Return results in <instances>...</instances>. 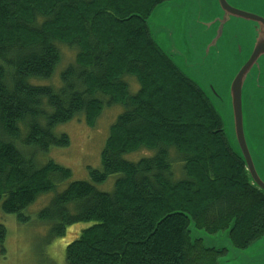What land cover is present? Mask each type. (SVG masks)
Here are the masks:
<instances>
[{
  "label": "trees",
  "instance_id": "trees-1",
  "mask_svg": "<svg viewBox=\"0 0 264 264\" xmlns=\"http://www.w3.org/2000/svg\"><path fill=\"white\" fill-rule=\"evenodd\" d=\"M165 1L0 0L5 213L28 222L25 210L72 177L53 160L37 161L40 151L70 145L67 134L53 132L57 125L84 114L94 126L106 97L125 107L110 128L102 170L90 169L93 182H71L38 213L53 237L93 222L68 244L67 264H219L227 252L194 241L190 218L210 235L231 229L240 249L264 238V193L251 185L211 101L151 34L148 21ZM62 44L77 51L61 73L62 86L39 85L61 63ZM127 75L140 85L134 95ZM143 148L155 154L125 159ZM173 151L182 162L180 179ZM114 174L121 177L113 192L95 186ZM6 236L0 223L1 244Z\"/></svg>",
  "mask_w": 264,
  "mask_h": 264
},
{
  "label": "rangeland",
  "instance_id": "rangeland-1",
  "mask_svg": "<svg viewBox=\"0 0 264 264\" xmlns=\"http://www.w3.org/2000/svg\"><path fill=\"white\" fill-rule=\"evenodd\" d=\"M250 2L253 4L254 11L264 16V0H251ZM217 9L218 0H168L157 6L149 20L151 34L158 45L166 54L173 58L176 64L196 84L197 81L204 80L207 76L206 72L199 68L186 66L184 59L187 56L191 57L192 52H199L205 44L203 42L205 38H202L200 34L203 30L202 23L208 20L206 15L208 11L218 12ZM59 49L62 50L61 63L51 78L39 79V85H52L55 88L62 86L61 73L70 63L75 61L77 51L63 44ZM124 79L129 85L131 95L136 94L140 88L137 79L131 75L125 76ZM229 80L230 77L228 75L219 79L220 87L225 92L228 88ZM107 100L108 98L106 97L104 108L94 126H89L85 115L81 114L71 121L59 124L54 128L53 132L56 135L67 134L69 136L70 145L52 146L47 152L40 151L37 161L39 166H43L53 160L69 168L72 171V177L63 182H57L55 191L39 196L25 210L26 215L30 217L28 222L21 223L16 214L5 213L0 203V223L7 228L6 239L3 244L0 243V264H67L66 248L68 244L79 238L84 229L93 225V222L76 223L67 227L64 236L53 237L51 226L40 221L38 213L50 204L57 192L64 191L71 182H93L90 169L102 170V151L109 136L110 128L125 110L123 105L107 104ZM49 110L51 111V109ZM224 112L227 118L226 122H223L226 129L225 133L231 145L232 129L228 119L230 114H228L227 108ZM154 154L155 151L143 148L137 152L125 155V159L135 162ZM172 157L176 159L174 167L176 179H180L183 177L182 162L175 151L172 152ZM119 177H121V174L111 175L105 182L95 183V186L100 191L113 192L115 182ZM197 235L203 236L204 240L205 237L208 238L207 246H229L226 232L210 235L200 229L192 231L193 238H196ZM261 240L264 241V239ZM260 241L244 249V251H249L257 244H261ZM228 248L229 252L220 258L219 264H246L248 258L244 254L239 253L232 246Z\"/></svg>",
  "mask_w": 264,
  "mask_h": 264
},
{
  "label": "water",
  "instance_id": "water-1",
  "mask_svg": "<svg viewBox=\"0 0 264 264\" xmlns=\"http://www.w3.org/2000/svg\"><path fill=\"white\" fill-rule=\"evenodd\" d=\"M250 1L218 0V12L208 11V20L202 23L200 34L205 44L184 60L186 66L206 72L207 76L197 84L223 122L227 120L224 111L228 109L233 150L245 162L251 185L264 193V16L254 11ZM227 75L230 80L225 92L219 79ZM190 219L192 235L198 228ZM230 232L231 229L226 231L228 244L248 258L246 264H264L263 240L245 252L234 245ZM192 239L202 241L205 249L229 252L227 245L207 246V237L204 240L197 235Z\"/></svg>",
  "mask_w": 264,
  "mask_h": 264
},
{
  "label": "flooded vegetation",
  "instance_id": "flooded-vegetation-1",
  "mask_svg": "<svg viewBox=\"0 0 264 264\" xmlns=\"http://www.w3.org/2000/svg\"><path fill=\"white\" fill-rule=\"evenodd\" d=\"M244 162V161H243ZM244 164H245V162H244ZM245 169H246V166H245Z\"/></svg>",
  "mask_w": 264,
  "mask_h": 264
}]
</instances>
